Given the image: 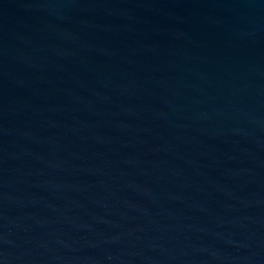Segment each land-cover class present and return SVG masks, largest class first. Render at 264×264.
<instances>
[{
    "label": "water",
    "instance_id": "95a60500",
    "mask_svg": "<svg viewBox=\"0 0 264 264\" xmlns=\"http://www.w3.org/2000/svg\"><path fill=\"white\" fill-rule=\"evenodd\" d=\"M0 264H264V0H0Z\"/></svg>",
    "mask_w": 264,
    "mask_h": 264
}]
</instances>
